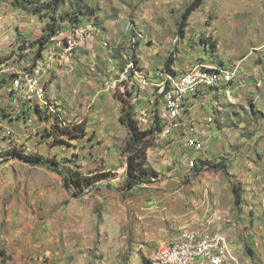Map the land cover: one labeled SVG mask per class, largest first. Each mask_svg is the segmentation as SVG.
Wrapping results in <instances>:
<instances>
[{
	"label": "rangeland",
	"instance_id": "obj_1",
	"mask_svg": "<svg viewBox=\"0 0 264 264\" xmlns=\"http://www.w3.org/2000/svg\"><path fill=\"white\" fill-rule=\"evenodd\" d=\"M56 2L55 9L51 0H0V243L10 240L6 231L23 230L59 253L76 245L70 256L78 262L143 264L164 241L212 221L231 243V264H264V0H204L187 20L193 0ZM89 52L94 68L73 64ZM171 58L179 73L200 62L238 67L237 81L209 92L195 113L215 117L206 150L213 163L163 167L149 150L159 177L129 191L123 101L134 100L136 73L154 80ZM36 66L47 72V92L58 94L17 109L6 86ZM90 81L98 88L88 95L112 98L106 108L74 100ZM79 121L84 138L58 136L57 124ZM19 154L51 163L32 165ZM77 173L95 184L66 186L65 176Z\"/></svg>",
	"mask_w": 264,
	"mask_h": 264
},
{
	"label": "built area",
	"instance_id": "obj_2",
	"mask_svg": "<svg viewBox=\"0 0 264 264\" xmlns=\"http://www.w3.org/2000/svg\"><path fill=\"white\" fill-rule=\"evenodd\" d=\"M78 33L81 36L87 34L82 30ZM87 41L90 46V38ZM74 48L69 39L66 53H72ZM172 70L158 71L154 80L140 77V89L148 90V93L140 95L142 105L134 120L140 131L154 130L155 143L150 154L158 157L163 165L172 164L171 151L174 150L177 154L175 160L181 167L207 169L213 161L206 150L215 117L206 114L198 119L195 113L198 108L204 109L209 92L230 88L237 81L238 67L200 62L181 73ZM46 76L47 72L40 66L15 73L5 89L10 104L17 109L33 108V103L45 101ZM212 227L210 221L209 227L186 229L176 239L163 242L150 256V264L236 263L229 239L221 229Z\"/></svg>",
	"mask_w": 264,
	"mask_h": 264
},
{
	"label": "trees",
	"instance_id": "obj_3",
	"mask_svg": "<svg viewBox=\"0 0 264 264\" xmlns=\"http://www.w3.org/2000/svg\"><path fill=\"white\" fill-rule=\"evenodd\" d=\"M52 7L56 9L58 2L56 0H51ZM204 0H193L191 5L188 6L184 19L187 20L196 10H198ZM53 35H57L53 31V34H48L45 37L46 42H41L42 45L40 49V56L42 51L46 48V45L50 42ZM174 64V59L171 58L166 65L167 71L173 72L172 65ZM1 87V86H0ZM124 102V107L122 109V115L120 117V122L124 125L128 131V141L127 147L130 151V155L126 160V190L132 191L136 188H141L142 185L152 182L154 179L159 177V173L149 165L148 152L155 143L154 130H149L146 132L140 131L134 120L135 113L133 112V107L128 105L127 101ZM38 109V108H37ZM58 136L67 135L71 138H84L86 136V127L84 123L69 126L62 124V128L57 124L55 126ZM19 157L25 162L32 165L50 164V161H45L42 157L38 156H27L19 154ZM53 163V162H52ZM213 163V162H212ZM210 163V164H212ZM55 164V163H53ZM55 171L60 172L58 169ZM62 174V172L60 173ZM94 177L84 176L82 174H74L71 176H65L66 186H75L77 188H88L95 184ZM143 264H150L149 258L142 259Z\"/></svg>",
	"mask_w": 264,
	"mask_h": 264
},
{
	"label": "crops",
	"instance_id": "obj_4",
	"mask_svg": "<svg viewBox=\"0 0 264 264\" xmlns=\"http://www.w3.org/2000/svg\"><path fill=\"white\" fill-rule=\"evenodd\" d=\"M89 55V56H88ZM78 55L74 56V59L72 60L73 64L77 66H82L80 62H85L86 65L90 66L91 68H94V59L91 58V53H84V56L81 58H78ZM80 61V62H78ZM71 63V62H70ZM62 64L59 63V60L54 63L55 70L61 67ZM72 67V63H71ZM101 76V75H97ZM141 78L140 76L135 75L132 79L133 85L131 84V92L134 93V100L130 103L129 106L133 107L134 113L138 112L139 108L141 107V97L140 95H147L148 90H141ZM135 86V88H134ZM87 90L82 91V88H79L80 92L79 95L74 97V100L76 103H78L79 100H85V102H93L94 105H103L106 103L104 108L107 107V104L112 101V98L110 99L107 97L106 94H101V97H97V94L88 95V91H95L98 88L97 81H90L89 86H87ZM133 87V88H132ZM89 89V90H88ZM77 92V91H75ZM48 94L51 93L54 95V93L57 92H51L48 91ZM58 94V93H57ZM89 98H91V101H89ZM116 100V99H115ZM44 102V101H43ZM86 102V103H87ZM120 102L118 101V104ZM121 104V103H120ZM80 108L82 109V105L79 104ZM24 108V107H23ZM26 109V108H25ZM61 110V108L59 109ZM31 111V110H29ZM60 112V111H59ZM70 113L67 108H63V114ZM64 115H61L60 118ZM84 123L83 121H79L77 124ZM67 123H65L66 126ZM62 128V124H58ZM69 126H73V124H67ZM76 125V124H74ZM86 135H87V129H86ZM171 162L176 161L175 158L177 156L176 152L174 150L171 151ZM154 157V156H153ZM158 159V157H155ZM211 158V157H210ZM213 160V158H211ZM170 162V163H171ZM126 165V164H125ZM161 165L164 167L166 165ZM171 165V164H170ZM181 164H178L180 166ZM169 166V164H168ZM185 167V166H184ZM186 168V167H185ZM192 171L190 169H187V171ZM264 202V201H263ZM192 228H195L192 227ZM186 230V229H184ZM183 230V231H184ZM7 232V233H6ZM6 236L10 239L5 242L0 243V264H89L86 260H81L78 262L79 258H76L74 260L70 255L74 254L77 250L76 245L71 247H66L64 251L59 253L58 247L53 242L52 244L48 241L43 242H35L34 237L31 233L21 230L20 232H13V230L6 231ZM107 238V237H106ZM165 242V241H164Z\"/></svg>",
	"mask_w": 264,
	"mask_h": 264
}]
</instances>
